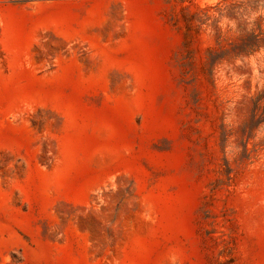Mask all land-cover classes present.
I'll return each instance as SVG.
<instances>
[{
	"label": "rangeland",
	"instance_id": "1",
	"mask_svg": "<svg viewBox=\"0 0 264 264\" xmlns=\"http://www.w3.org/2000/svg\"><path fill=\"white\" fill-rule=\"evenodd\" d=\"M0 264H264V0H0Z\"/></svg>",
	"mask_w": 264,
	"mask_h": 264
}]
</instances>
